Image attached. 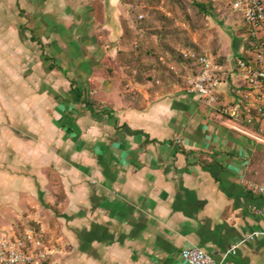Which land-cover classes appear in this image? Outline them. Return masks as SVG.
<instances>
[{
  "label": "crops",
  "instance_id": "1",
  "mask_svg": "<svg viewBox=\"0 0 264 264\" xmlns=\"http://www.w3.org/2000/svg\"><path fill=\"white\" fill-rule=\"evenodd\" d=\"M233 1L196 2L206 23L194 32L140 30L141 54L122 0L13 1L19 42L35 47L22 55L34 70L22 99L36 108L33 136L0 140L1 183L25 184L0 190V240L33 226L52 251L45 264H187L184 249L221 260L264 231V196L242 183L264 185V116L247 124L186 92L192 68L178 57L211 54L220 104L243 102L237 61L253 52ZM227 259L264 264V234Z\"/></svg>",
  "mask_w": 264,
  "mask_h": 264
},
{
  "label": "built area",
  "instance_id": "2",
  "mask_svg": "<svg viewBox=\"0 0 264 264\" xmlns=\"http://www.w3.org/2000/svg\"><path fill=\"white\" fill-rule=\"evenodd\" d=\"M233 8L242 14L247 29V44L253 52V60L240 58L237 61L250 87L243 94V102L236 105L220 104L219 89L222 82L216 75L214 57L196 49L181 51L182 58L192 63V69L183 77L184 88L188 93L199 95L208 106L229 118L252 124L255 115L264 116V102L250 103L251 100L264 99V1L234 0ZM139 17L142 18L143 15ZM171 69L178 75L177 67L173 66ZM262 131L264 134V128ZM174 140L177 143L182 142L180 137H175ZM242 183L250 193L264 196V185L246 179ZM261 234L264 231L254 232L233 245L221 260L198 247L184 249L181 253L182 259L187 264H235L227 256L235 255L240 243ZM51 254L42 230L33 226L26 227L22 236H6L0 240V264H45Z\"/></svg>",
  "mask_w": 264,
  "mask_h": 264
},
{
  "label": "rangeland",
  "instance_id": "3",
  "mask_svg": "<svg viewBox=\"0 0 264 264\" xmlns=\"http://www.w3.org/2000/svg\"><path fill=\"white\" fill-rule=\"evenodd\" d=\"M13 1L0 0V140L6 138V133L34 135L24 127H32L35 120L36 104L34 100L22 98H24L25 89H31L25 81L34 73L33 69L29 73V70L25 68L24 51L27 54L33 52L31 54L33 59L35 58V47L34 44H31L33 51H28L19 42L16 31L19 29V23L24 21L22 20L24 16L19 14L18 5ZM126 1L131 2V6ZM206 1L210 6L209 0ZM196 2H200V0H122L123 5L129 11L131 20L142 19L143 17L140 18L139 15L147 16L150 26L156 31L167 29L171 32L185 34L194 32L195 29L200 30L206 23V18L204 19L203 13L199 12ZM133 4L136 7L133 8ZM223 6L231 7V0H227ZM169 19H173V21ZM173 34L171 35L173 36ZM6 75L11 79L9 83L8 81L3 82ZM0 162L2 163V161ZM4 187L17 188L20 191L25 187V184L7 182L5 185L1 183L0 178V190L4 191L2 189Z\"/></svg>",
  "mask_w": 264,
  "mask_h": 264
},
{
  "label": "trees",
  "instance_id": "4",
  "mask_svg": "<svg viewBox=\"0 0 264 264\" xmlns=\"http://www.w3.org/2000/svg\"><path fill=\"white\" fill-rule=\"evenodd\" d=\"M126 3L130 4L131 6V2H127ZM199 6L201 7V4H199ZM136 7V5L134 6L133 4V8ZM131 11V10H130ZM171 21H173V19H169ZM135 33L132 31V29L130 27H126L125 28V37H126V41L127 42H134L136 41L138 43V47L136 49V52L138 51V53H142V47H143V43L145 42L144 38L141 36L140 33H138L140 30H146L148 28H150V24H149V17L147 18V16H143L142 19L140 20H135ZM160 34H164V35H171L172 33H174L173 31H169L167 29H158L157 30ZM134 33V34H133ZM192 49H195V48H192ZM178 57H180L181 60H183L185 63H188L189 65L192 66V63L190 61H186L182 58V55H181V52L178 53ZM195 69L197 70L198 68L195 67ZM141 71L138 70V73L135 75V79L136 80H141Z\"/></svg>",
  "mask_w": 264,
  "mask_h": 264
}]
</instances>
